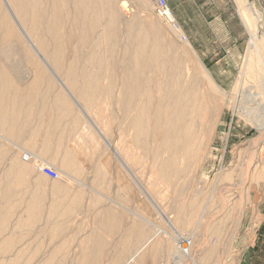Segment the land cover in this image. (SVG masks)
<instances>
[{
	"label": "rangeland",
	"instance_id": "374dc122",
	"mask_svg": "<svg viewBox=\"0 0 264 264\" xmlns=\"http://www.w3.org/2000/svg\"><path fill=\"white\" fill-rule=\"evenodd\" d=\"M142 1V4L136 0L127 1L125 20H137L145 29H149L151 24L161 27L162 35L164 33L165 37L171 38L178 48L177 51L183 53L188 70L204 82L196 61V58L199 59L221 89L227 93L218 107V120L212 124L214 128L211 127L205 135H199L198 144L200 138L202 142L198 145L200 150H197V156L188 163L172 187L170 185L168 189H164L165 186L160 185L158 189L159 184L154 181L156 177H153L158 166L151 160L150 153L143 154L138 150L139 154L136 156L133 150H130L131 158H125L131 165L129 168L124 167L118 160L117 151L121 153L123 149L117 146L118 139L128 135L123 136L119 130L126 119L123 108L120 109L118 104L120 80L115 81V86L112 87L114 90L111 88V91H114L111 92L112 96H117V99L111 97V102L108 103L103 101L104 81H100L96 86V90L98 88L97 91L100 92L97 96L98 104L100 102L103 108H109L107 110L112 112V118L110 122L96 120L97 127L92 126L89 130L86 124L88 120H81V108L87 106L86 103H76L73 107L68 102L63 107L60 103L53 102L54 96L62 92L61 84L55 83L51 90H47L48 87L44 85L31 90L29 85L35 80L36 74L25 75L21 70L24 75L19 72L14 84L17 83L20 90H28L33 95V101L32 105H16V108L9 103L10 107L5 108L6 114L9 112L6 109L10 108L11 116L10 113L15 108L16 121L11 120L6 128L0 127V208L6 206V203L3 204L6 200L14 213L11 222L2 234L0 233V264H44L47 261V264H122L140 244L142 247L146 239H150L151 244L147 245L146 249L143 248L142 253L139 252L131 264H176V240L183 237L185 246L182 247L191 256L182 257V264H242L235 243L239 240L241 229L246 228L248 212L252 208V196L258 195L259 203L264 202V137L238 115L244 105L255 107L244 99L248 92H262L263 101H258L263 104L262 108L264 107V74L260 77L258 71H250L248 76H241L245 72L249 43L247 27L234 0H167L181 30L180 36H174L168 25L157 17L150 0ZM207 1L208 4L203 5ZM262 1L264 4V0ZM75 2L76 0H69V23L65 29L79 34L78 27H74L70 21L77 15ZM111 8L118 15L116 4ZM117 18L120 21L119 16ZM123 27L118 22V30ZM124 37L123 34L121 39L119 38L121 47L126 44ZM81 41V36L71 38L73 46L83 54L87 48L83 47ZM186 41L194 52L185 51ZM45 94L46 103L42 99ZM77 98L80 100V97ZM62 107L71 108L70 115L59 121L55 132H48L55 137L50 141L49 153L47 154V151L43 154V135L54 123L52 120H55V115L59 117L62 114L58 111L63 109ZM88 116L94 118L93 112L88 111ZM85 118L88 119L86 115ZM76 120L78 127L83 128L84 135V149L79 145L81 149L77 150L86 152L84 157L87 159L82 160L89 161L90 164H75L76 168L80 169L74 172L70 170L71 167L67 168L64 162H59L61 158H65L66 154L62 152L70 148V141L71 147V144L79 147L80 140L76 136L74 126ZM95 134L98 136L95 141L99 143L96 146L88 136ZM255 137H259L257 145H260L254 163L258 168L256 171H242L246 161V155L242 151ZM59 139L62 141L61 145H58ZM123 140L120 139L122 142ZM56 152L57 158H52ZM78 171L79 174L76 173ZM10 173L14 174L12 183L8 179ZM236 182L241 183L240 189L237 190L241 196L240 200L233 191L226 190ZM162 190L166 191L165 196L169 194V199H164ZM148 194L163 212L162 216L150 204ZM39 198L42 199L41 214L38 222L30 227L26 208L32 199ZM181 217L183 221L176 222ZM184 219L187 220L186 223H183ZM16 220L22 225H16ZM153 229L154 233L157 229H163V232L156 233L155 238V235H152ZM5 239L11 240L13 246L4 249ZM96 239L100 240V245ZM144 239L145 242L142 243ZM97 248L101 250L98 251ZM96 255L101 256L97 259ZM261 255V252L248 253L249 264H261ZM118 256H121L120 262L116 261Z\"/></svg>",
	"mask_w": 264,
	"mask_h": 264
},
{
	"label": "bare ground",
	"instance_id": "6f19581e",
	"mask_svg": "<svg viewBox=\"0 0 264 264\" xmlns=\"http://www.w3.org/2000/svg\"><path fill=\"white\" fill-rule=\"evenodd\" d=\"M127 1L76 0L77 15L70 19V21L74 24V27H78L79 34H77L73 30L69 32L65 29L66 24L69 23V0H0V127L1 129L3 127L6 128V125L9 124L11 120L16 121L14 116L16 105L19 107L28 105V103L32 105L31 101L33 100L31 98L33 95H31L28 90H20L17 83L14 84L17 82L15 79H18L17 76L19 72L22 73L21 70L26 73L25 75L36 74L35 80L33 79L34 81L29 85V89L31 90H35L42 85L48 87L47 90H51V88L55 86V83H60V88L63 93L60 92L56 94L52 100L53 102L60 103L63 107H65L68 102H70L73 107L76 103H86L87 106H81V111H84L83 113L81 112V120H88L86 124L90 128L89 130H91L92 126L97 127V121L100 120L101 122L102 120L103 122H110L109 120L112 118V112L110 113L107 110L109 108H103L100 102V105L98 104L97 96L100 92H98V88V91L96 90V86H98L100 81H104L105 95H103V101L108 103L111 102V97L117 99V96H112L114 91L112 92L111 88L115 86V81L117 82V80H120L121 87L119 86L120 97L118 98V104L121 106L120 109L123 108L126 119L119 130L123 133V136L126 134L128 135L123 138L120 136L121 140L124 139L123 142L118 139L119 143L117 146L119 148L123 147L121 150L123 153L116 150L119 157L118 160L124 167L129 168L128 166L130 164L127 163L125 158L130 157V150H133L136 156L139 154L138 150L143 154L147 152L150 153L151 160L154 163L156 162L158 166L153 173L154 176L152 175L156 177L154 181L159 184H156L159 186L158 189H160V185L167 186V188L164 187V189H168L170 185L172 187V184L185 170L188 163L190 164L197 156V152L200 150L198 145H201L202 142L200 138L201 141L198 144L199 135H205V133L213 127V122H217L219 116L218 107L222 104L227 93L221 89L213 75L197 58L196 61L200 67L199 70L201 69L200 73L202 74L204 82H201L199 77L192 74L187 68L183 53L181 54L177 51L178 48L175 43L173 44L172 40H170L171 38L168 39V37H165L164 33V36L162 35L161 27L159 28L151 24L149 29H145L137 20L135 21L132 19L131 21H126L124 10L127 7ZM136 1L141 4L143 3L142 0ZM234 1L238 6L241 18L249 33V43L244 65L245 72L241 74V76H248L250 71H258V75L261 77V75L264 74L263 1ZM113 4H116L117 10H119L118 15H116L111 8ZM151 5L154 7L153 4ZM118 16L120 21H118ZM157 17L159 16L157 15ZM159 18L168 25L167 27L172 35H181V30L177 26L174 17L172 18V16L168 15L167 17ZM173 20L174 23L172 22ZM118 22L124 26L122 30H118ZM123 34L125 35L126 44L121 47L119 38L121 35L123 36ZM78 36H81L83 47L87 48L83 54L71 43V38ZM184 45L185 51L192 50L194 52L189 42L186 41ZM22 75H24V73H22ZM112 90L114 89L112 88ZM75 94H77V96ZM46 96L47 94L42 95L44 101L46 100L44 98H47ZM77 97H80V100ZM244 99L248 100L252 105H255V107L251 108L248 107L249 105H244L238 112V115L250 126L256 128L260 132V135L264 137V107L262 108L263 104L260 103V101H263L262 92L254 94L248 92ZM258 99H260V101H258ZM18 102L20 103L18 104ZM9 103L15 107L11 111L12 113H10L11 116H9L10 108L6 109L9 111L7 114L5 111V108L10 107ZM67 108H60L58 110L62 114H59V117L55 115L56 121L53 124L55 128L57 124L60 123L59 121L68 116L71 112V108ZM88 111L93 112L94 118H89ZM85 115L88 119L85 118ZM78 125V120L74 121L75 131L77 133L76 136L80 140L78 146L82 145L83 148V128L78 127ZM102 125L104 124L102 123ZM46 128L47 127H45V129ZM51 130H53V127ZM46 132H49V130L47 129ZM98 132L100 131L98 130ZM95 135L88 136L96 146L99 143L97 144L95 141L98 137L96 135L95 138ZM258 138L259 137H255L250 140V144L242 151L243 154L246 155V161L242 171L247 172L249 169L256 171L258 168V165L254 164L256 161V151L260 147V145H257ZM73 142L75 141H72V143ZM70 143L68 145L70 148H67L70 150L69 155L65 156L63 162L66 167H71L74 170H70L75 172V170L80 169L79 167L76 168L77 166H75V164L83 165L84 162L86 164H90V162L82 160L86 158V156L84 157L86 152L84 153L83 150H77V148L81 149L80 146L76 147L77 145L71 144L72 147L74 146L72 149ZM111 161L110 163H112ZM82 171H80V173H82ZM246 172H243V174L245 175ZM76 173L79 174V171ZM133 173L134 172H132V174ZM244 175L243 177L245 178ZM13 177V173H10L8 176L11 183L13 182ZM240 186L241 183L239 184V182H236L235 184L229 185L226 190L233 191V194L235 193L236 196L239 197L238 200H240L241 196L237 191L240 189ZM150 191L151 190H149V192ZM57 192L56 195L59 196ZM143 192L146 193V190ZM165 192H163V194ZM245 192L247 193V190H245ZM168 195L167 193L166 197L164 194V199H169ZM147 198L153 208L162 216L163 212L156 205L150 194L147 195ZM73 200H75V198ZM5 201L3 204L6 203V206L2 205L4 208H0V233L6 229L8 223L11 222L12 217H14V213L10 209V204L8 205ZM167 201L168 200H166V202ZM41 206V198L36 200L32 199L27 206V222L30 227L34 225L35 222H38L42 210ZM53 209L55 211L57 206ZM180 220H182V217L179 220L177 219L176 222L183 221ZM186 221L187 220L183 223H186ZM19 222L20 221L16 220V225H19ZM21 225L22 224L19 226ZM152 225L153 224H151V226ZM172 229L175 228L172 227ZM162 232L163 229L156 230L157 234ZM156 233H154L153 229L152 235H155V238L157 237ZM151 239V241L154 240L153 237ZM147 240L148 239H146L145 242L144 239L142 243H145L142 247H140V244L139 250L136 249V251L134 249L135 252L133 251L134 253L123 263H134L133 261L136 256L139 255V252L147 245L149 246L151 244L149 243L150 239ZM4 241L6 243L4 245L5 247L3 246L4 249L13 246L11 240L5 239ZM96 241L97 244L100 243V240L96 239ZM184 241L185 237L176 240V256L174 257V259L177 260L176 264H182L181 258L185 255L189 256V252L182 247ZM97 249L98 251L101 250V248ZM99 256L101 255H96L97 259H99ZM51 257L53 258V256ZM120 257L121 256L117 257V262H120ZM47 262L44 264H47ZM51 263H53V261H51Z\"/></svg>",
	"mask_w": 264,
	"mask_h": 264
},
{
	"label": "crops",
	"instance_id": "0c3cea01",
	"mask_svg": "<svg viewBox=\"0 0 264 264\" xmlns=\"http://www.w3.org/2000/svg\"><path fill=\"white\" fill-rule=\"evenodd\" d=\"M205 4H208V1L203 3V5H205ZM55 121H56V118H55V120L54 119L52 120V122H55ZM53 124H52V126H50V129L48 128L50 133H52L53 131L55 132V130H56ZM52 127H53V130H51ZM47 133L48 132L44 133V135H43L44 137L41 140L42 148H43L42 152H44V153H46L49 150L50 141H52V139L55 137V135H50L49 133L48 134ZM17 136H19V135H17ZM86 137L88 138V136H86ZM44 138H45V140H44ZM48 140H50V141H48ZM58 141H57L58 145L59 144L61 145L62 141L60 139ZM59 149H60V147L57 148L56 150L59 151ZM67 150L68 149H66L62 153L69 155L70 150H68V151ZM48 153H49V151L47 152V154ZM57 154H58V152H56L55 157H52V158L56 159ZM64 160H65V158H61L59 163L61 164V162H63ZM251 201H252V208L248 212L247 225H246L245 229H241V231H240L241 233L239 235V240H238L237 244L235 243V249L240 253V256H241L240 262H242V264H249L248 253H255V252H261L262 253L261 264H264V202L262 204H260L259 203V197L256 194H254V196H252Z\"/></svg>",
	"mask_w": 264,
	"mask_h": 264
},
{
	"label": "built area",
	"instance_id": "2783aa9c",
	"mask_svg": "<svg viewBox=\"0 0 264 264\" xmlns=\"http://www.w3.org/2000/svg\"><path fill=\"white\" fill-rule=\"evenodd\" d=\"M150 2L154 5V10L159 17L162 18L169 15L173 18V13L167 0H150ZM172 22L174 23V20Z\"/></svg>",
	"mask_w": 264,
	"mask_h": 264
}]
</instances>
